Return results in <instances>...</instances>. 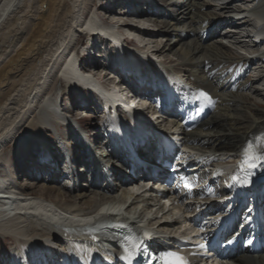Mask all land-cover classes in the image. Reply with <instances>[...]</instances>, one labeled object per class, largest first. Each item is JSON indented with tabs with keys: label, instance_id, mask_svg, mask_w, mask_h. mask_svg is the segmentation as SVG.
<instances>
[{
	"label": "bare ground",
	"instance_id": "1",
	"mask_svg": "<svg viewBox=\"0 0 264 264\" xmlns=\"http://www.w3.org/2000/svg\"><path fill=\"white\" fill-rule=\"evenodd\" d=\"M101 1L102 4L98 5L94 0H0V144L13 140L18 133L24 137L12 149L14 151L23 148L24 153L17 160L19 168H11L10 177L7 179L9 182L2 179L6 191L9 189L16 197L11 204L7 203L8 207L0 205V240L11 237L20 248L1 250L0 264H30L39 255L40 262H45L47 246L53 252V245L66 252L69 251L68 248L73 250L80 257L77 263L82 261L83 255L88 258L92 256L91 248L107 254L109 258L115 255L114 243L102 238L94 242L89 237L82 236L86 229L92 227L64 223L73 219V216L94 218L97 215L99 219L96 223L99 224L110 219V214L115 210L123 213L131 224L142 223L164 236L159 244L172 241L182 225L175 211L165 213V208L159 203H152L146 198L147 193L133 195L129 190L132 184H125V187L121 184L126 180L127 170L122 168L119 147L110 133L107 137L110 144L108 147L101 144L100 135L94 133L95 128L100 126L96 123L99 117L101 119L100 110L97 104L91 106V98L83 89L84 86H90L84 74L90 73L99 81L111 83L106 78L105 68L100 66L103 55H97L99 60L90 57L96 49H102L105 45L98 43L99 35L108 40L113 38L122 49L126 44L139 52L144 51L145 55L161 58L164 63L161 60L159 62L173 73L182 70L178 68L180 65H187L189 68L184 76H187L192 85L208 91L215 98L217 107L211 115L214 116L211 122L214 123V128L207 130V133L199 132V128L209 125L207 121L210 117L192 133H181L186 143L193 141V144L202 146L196 148V151L192 145L188 146L192 151L189 158L195 162L194 166L210 155L216 156L215 158L218 156L217 159L230 156L240 150L247 140H264V83L261 84L264 82V0H229L226 7L216 12L211 11L214 5L206 0H163L166 11L169 10L166 7L177 8L175 11L170 9V16L162 8L154 9L151 0L141 4L142 0H127L128 8H122L120 0H115L114 6L118 7L111 6L108 9L103 6V0ZM243 1L247 4L246 8L239 6V2ZM138 6H142L145 11L139 12ZM89 8H94V14ZM154 10L157 15L152 14ZM116 11L120 18L131 17L127 19L130 22L114 20ZM149 11L152 15H148ZM84 14L86 18L81 21ZM139 15H142L143 24L146 20L151 24L153 22L155 33H151L153 29L146 27L142 30L138 26L135 19H140ZM158 15H161L162 20L149 18ZM167 19L175 20L182 27H173V23L167 22ZM86 24L90 32H86ZM103 27L115 28L116 31L104 30ZM244 28L249 31L243 33L241 39L251 44L248 46L249 56L235 51L238 47L244 48L241 41L227 42L221 34H225V30L240 33ZM157 32L164 35L176 33L177 36L175 40H166L156 50H152V53L145 48L141 51L146 45L139 42V39L149 41ZM253 32L254 36L251 35ZM131 33L134 38H128V35L132 36ZM217 35H220V39L213 41ZM79 36L83 40L87 39L85 47L80 44ZM108 40L103 39L102 42L108 43ZM259 40L263 41L256 43ZM78 43L79 51L77 49L72 52ZM59 46H62L64 52L67 51L66 62L61 65L66 71L60 69L63 73L59 78L60 83L54 81V87L51 88V83L47 80L53 74L54 57ZM71 52L72 55L67 57ZM67 59H74V64L67 63ZM78 65L85 73L81 74L76 70L75 66ZM253 65H261L260 74L255 78L249 75ZM124 66H129V63H124L122 67ZM210 66L211 70L207 68ZM69 88L83 100L80 110L87 108L86 117L95 120L91 129L84 130L81 127L85 136L73 130L72 121L77 124L79 122L76 113H72V117L67 114L72 121L62 119L56 114L54 106L47 103L49 98L53 100L58 95L68 98L71 94L70 90L67 91ZM40 89L44 91L42 97L38 91ZM38 96L43 99L42 102L37 101ZM36 101L38 103L34 105ZM230 102L233 103L231 106ZM30 113L33 115L27 122V127L18 131L19 124L29 119ZM147 121L151 122L149 119ZM171 122L174 123L172 129H176V121ZM137 130L136 128L135 131ZM145 131L148 129L145 128ZM159 131H163L162 127H159ZM86 140L89 142L86 143ZM31 141H39L42 146L41 151L38 148L34 156L27 150ZM235 145L236 148H233ZM95 147L100 150L101 156L109 158L106 174L112 175L111 183L104 181V170L102 172L101 169L96 170L93 167L91 176L83 170L88 165L92 166L90 160H93V156L91 158L90 152ZM108 149H111L110 154L107 153ZM13 153L6 151L1 154L0 164L8 167ZM81 158L84 165L80 168L78 165ZM112 159L118 161L115 163ZM28 165H32L34 169L27 168ZM71 178L73 187L69 181ZM21 181L24 182L23 185H20ZM1 198L4 201L8 199L3 196ZM136 204L139 205L131 209ZM188 207H180L178 211L184 213ZM182 219H185L184 214ZM64 235L71 238L67 239ZM23 244L25 249L22 248ZM32 245L35 247L32 248ZM234 263L264 264V255L242 257Z\"/></svg>",
	"mask_w": 264,
	"mask_h": 264
},
{
	"label": "rangeland",
	"instance_id": "2",
	"mask_svg": "<svg viewBox=\"0 0 264 264\" xmlns=\"http://www.w3.org/2000/svg\"><path fill=\"white\" fill-rule=\"evenodd\" d=\"M95 2H96V4H102V1L101 0H94ZM151 1H153V3H154V6H153V8L154 9H160V8H162L163 10H164V12H165V14H166V12L169 14V16H170V13L172 14V11L170 12V9L171 10H173V11H175V10H177V8L175 9V6H171V7H166L167 9H169L168 11H166L165 10V7L163 6V0H151ZM174 1V0H173ZM207 1H209V0H207ZM142 3V1L140 2V4ZM104 6V5H103ZM239 6H241V8H246V6H247V4L245 3V1H243V2H239ZM244 6V7H243ZM120 7H121V5H120ZM91 8H89V10H90ZM138 10H140L139 8H137ZM86 10L88 11V8H86ZM156 10H154L153 11V13L152 14H154V15H157V13L155 12ZM91 11L93 12L92 14H94V8L93 9H91ZM211 11H213V12H216L215 10H214V7L211 9ZM158 12V11H157ZM170 12V13H169ZM119 12L118 11H116L114 14H115V16L116 17H114L115 19L114 20H117V21H124V20H127V19H130L131 17H127V19H124L123 17H119L120 15L118 14ZM152 14H150V11H149V13H148V15H152ZM158 14H159V12H158ZM83 16H85V14L83 15ZM168 16V15H167ZM86 18V16L85 17H82V18H80L81 19V21H83L84 19ZM149 18H151L152 20L153 19H155V21H160V20H162V18H161V15H158V17H149ZM164 19V18H163ZM168 21L167 22H170V23H173V27H175V28H177V29H179V28H181L182 27V24H177L176 23V21L175 20H172V19H167ZM187 20V22H188V19H186ZM128 22H130V20H127ZM164 21H166V19L164 20ZM190 21V20H189ZM127 22V23H128ZM123 23V22H122ZM145 24H146V27H148L150 30L151 29H153V32H151V33H155L154 32V29H155V27H154V24H153V22H152V24H151V22H149V21H145L144 22ZM122 27V26H121ZM130 27H132V26H130ZM133 28V27H132ZM122 29H125V28H122ZM245 30V31H244ZM230 31H232V30H230ZM243 31V32H242ZM249 31V29L248 28H244V29H242L241 31H240V33L239 32H228V30H225L224 32H225V34L224 33H221L222 34V36L225 38L224 40L225 41H227V42H231V40H232V42L234 43V42H238V41H241V45L244 47V48H242V49H240V47H238L237 49H235V51L237 52L238 50H239V52H237V53H239V54H242V55H245V56H249V54H250V48H248V46H250L251 44H250V42H248V41H246L245 39H241V36L243 35V33H247ZM129 32V31H128ZM158 34L157 35H155V36H153L152 35V37H150L151 39H148L149 41H147V39H144V38H141V39H139V42H142L144 45H146V47L145 46H143V48H141V51H142V49L144 50V48H145V50H149V53L151 52L152 53V50H156V48L158 47V46H160L161 44H163V43H165V41L166 40H175V37L177 36L176 35V33H169V34H163V33H161V32H157ZM229 33V34H228ZM234 33H238L237 35L236 34H234ZM235 36L233 39H230V38H232V36ZM139 36V35H138ZM238 36V37H237ZM80 37V36H79ZM140 37V36H139ZM77 38V37H76ZM220 39V35L218 36H216L214 39H213V41H215V40H219ZM87 39H85V40H83V38H81L80 37V39H79V41L81 42H79L80 44H82L84 47L86 46V41ZM78 43V45H77V48L75 49V50H72V52H76V50L77 51H79V44ZM132 43V42H131ZM62 47V46H61ZM60 46H59V48H57V54L55 55V57H54V59H55V64H54V66H53V74H51L50 76H49V78H48V80H47V82L50 84L51 83V88H53L54 87V85H53V83H54V81H55V83L57 82V83H60L59 81H60V77H61V75L63 74L62 73V71H66V69L65 70H63L62 69V64L63 63H65L66 61H65V59H66V55L65 54H67V51H63V48H61ZM83 47V48H84ZM176 47V46H175ZM175 47L173 48V49H175ZM61 48V49H60ZM61 50H62V52H61ZM94 50V49H93ZM72 52L69 54V56H67V57H70L71 55H72ZM81 52V51H80ZM92 52V51H91ZM248 52H249V54H248ZM62 53V54H61ZM95 52H93L92 54H90L91 55V57H93V58H95V56L93 55ZM143 53H144V51H143ZM76 55L78 54V52L77 53H75ZM62 55H63V57H62ZM160 57H162V56H160ZM99 60V59H98ZM160 60L162 61V59L160 58ZM65 61V62H64ZM73 62V63H72ZM74 59L73 60H70V59H67V63H72V64H74ZM163 62V61H162ZM164 63V62H163ZM166 64V63H165ZM167 65V64H166ZM172 65V64H171ZM260 66L261 65H253V67H252V70H251V72H250V74L252 75V78H255V76L256 77H258V75L260 74V72H259V70L261 69L260 68ZM214 67H216V66H214ZM179 69H182V70H179L178 72L179 73H182V76H184V73H185V71H187V69L189 68L187 65L186 66H179L178 67ZM207 68H209V70H211V66L210 67H207ZM258 68V69H257ZM60 69H62V71H60ZM167 69H168V67H167ZM257 69V70H256ZM57 71V72H56ZM60 73V74H59ZM256 73H257V75H256ZM54 75V76H53ZM45 76V75H44ZM53 76V77H52ZM46 77V76H45ZM57 77V78H56ZM189 77V76H188ZM54 79V80H53ZM58 80V81H57ZM264 82H261V84H263ZM48 84V85H49ZM56 85V84H55ZM50 87H49V90L51 89ZM58 88H60L59 86H58ZM39 91V94L41 95V97L43 96V93H44V91L42 90V89H40V90H38ZM249 93H251V92H249ZM39 98L37 99V101L39 102H42V98L40 97V96H38ZM80 96L77 94V95H75L74 94V92H72L71 91V94H70V96L68 97V98H61V96L60 95H58L56 98H54L53 100H51L50 98H49V101L47 102L48 104H52L53 106H54V108H55V110L57 111V113L56 114H58V116L59 117H62V119H65V120H69L68 118H69V116L73 113H76L75 115H77V120H79V122H78V125L77 124H75V125H73V129L74 130H77L78 132H79V130H80V128L81 127H83L84 128V130L86 129V130H88V129H91L92 127H94V126H92V122H95V120L93 119V118H89L88 116L86 117V115L85 114H87V112H88V110H87V108H83V110H80L81 109V107H82V104H83V100H80ZM75 99V100H74ZM46 100H47V98H46ZM34 102V105H37V103L38 102ZM80 101V102H79ZM79 103V104H78ZM233 103L232 102H230V106L232 105ZM69 116H68V115ZM32 115H33V113H30L29 114V119H27V120H25L24 122H22V123H20L19 125H20V127H19V130L18 131H20L21 129H25L27 126V122L30 120V119H32ZM71 117H72V115H71ZM214 119V116L213 117H211L208 121H207V123H209V125L208 126H205L204 128L202 127L201 129L199 128V132H203V133H207V130H212L213 128H214V123H212L211 124V122H212V120ZM93 120V121H92ZM211 120V121H210ZM210 121V122H209ZM76 122V121H75ZM96 123L97 124H99V125H102V123H103V120L102 119H98L97 121H96ZM206 123V124H207ZM208 131V132H209ZM80 133V132H79ZM83 133V135L85 134L84 132H82ZM197 133H198V131H197ZM82 135V134H81ZM14 138V139H13ZM12 139L13 140H11V141H8V142H5L3 145H1L0 144V156H1V154H3L4 152H6V151H11V152H14L13 153V155L11 156V160L10 161H8V167L7 166H3V165H1L0 164V186L3 188H6V186L4 185L5 183H4V180H2V179H6V181L7 182H9V180H7V179H9L8 177H10V173H11V168H13L14 170L16 169V168H19L18 167V164H19V162L17 161L18 160V157L20 156V155H22L23 153H24V151H23V148H18L17 150L15 149L14 151H12V149L14 148V145H16V143L20 140V139H22V138H24L23 137V135L22 134H20V133H18L17 134V136L16 137H13ZM193 142V141H192ZM199 146L200 147H202L201 145H195V143L194 144H192V147H193V150L194 151H196L195 149L197 148H199ZM38 148L40 149V151H41V148H42V146H41V143L39 142V141H31V143H30V145H29V148H27V150L29 149L30 151H31V153H32V155L34 156L35 154H36V152L38 151ZM207 148V147H206ZM233 148H236V145L233 147ZM207 149H205V151H206ZM225 151V150H224ZM223 151V152H224ZM217 158H218V156H217ZM216 158V159H217ZM220 158V157H219ZM27 168H31V169H34V167H32V165H28L27 166ZM25 172L26 173H28V170H26L25 169ZM24 184V182H22L21 181V183H20V185H23ZM33 185V184H32ZM8 191H10L9 189H7ZM5 191H6V189H5ZM32 191V190H31ZM6 193V192H5ZM2 194V196L3 197H7L8 199H6V201H9V196H7V195H4L3 193H1ZM7 194V193H6ZM119 195H121V193L119 194ZM119 195H115V196H119ZM12 198V197H11ZM53 198V197H52ZM67 199H69V200H71V198H69V197H67ZM12 200H13V198H12ZM139 204H136L135 206H133V207H131V209L132 208H135V207H137ZM9 205H6L5 207H8ZM3 211V210H2ZM1 212V211H0ZM18 246V247H17ZM12 247H16V248H20V246L18 245V243L16 244L15 243V240L13 239V238H11V237H6V238H4L3 240L1 239L0 240V251L1 250H6V251H8V250H10ZM24 247V248H23ZM33 247H35L34 245H32V248ZM22 248L23 249H25V246H24V244L22 245Z\"/></svg>",
	"mask_w": 264,
	"mask_h": 264
},
{
	"label": "snow or ice",
	"instance_id": "3",
	"mask_svg": "<svg viewBox=\"0 0 264 264\" xmlns=\"http://www.w3.org/2000/svg\"><path fill=\"white\" fill-rule=\"evenodd\" d=\"M200 97L204 98L207 100L209 103H212L211 97L207 95V93L201 92L199 93ZM245 161L244 163L247 164L248 167L254 168L256 167V161L257 160H264V154H254L251 152V147L249 146V150L245 152ZM234 179L239 180L238 177H234ZM244 183H247V181H243ZM185 187L190 188L191 185L185 182ZM150 233H145V237H150ZM127 241V244L125 245V252L128 253L125 259L131 261L133 255L141 248V243L142 241L139 240V238H131L127 237L125 238ZM198 248H203L205 245L200 244L197 246ZM195 255V253H193ZM159 260L161 264H189V261L187 260L186 257L182 256L179 252H174V251H165L161 252L159 256Z\"/></svg>",
	"mask_w": 264,
	"mask_h": 264
}]
</instances>
